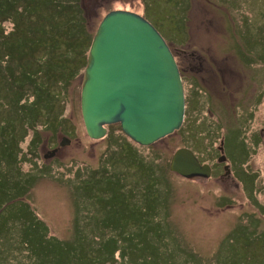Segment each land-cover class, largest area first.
<instances>
[{
	"label": "rangeland",
	"instance_id": "rangeland-1",
	"mask_svg": "<svg viewBox=\"0 0 264 264\" xmlns=\"http://www.w3.org/2000/svg\"><path fill=\"white\" fill-rule=\"evenodd\" d=\"M173 1L79 0L78 3L91 36L105 13L127 9L145 14L172 47L186 48L187 52L177 57L185 69L187 61L194 58L188 53L195 49H201L205 55L214 54L223 71L220 78L208 79L204 75L212 104L215 102L209 109L211 113L206 110L207 100L196 104L192 99L198 96L197 89L201 86L190 87L188 71L186 79L183 78L185 114L178 130L149 146L139 147L115 123L107 126L109 138L95 140L87 135L81 116V72L66 95L64 114L72 132L70 138L65 136L70 139L68 144L59 146L61 133L52 140L50 133L43 131L40 134L43 141L35 146L33 155L27 147L28 136L25 139L10 136L6 125L0 123V230L3 229L0 253L5 264H20L16 263L19 260L16 255L27 263L22 233L30 231L33 220L44 222L52 236L60 239L72 236L74 201L68 180L76 177L77 169L96 168L115 147L110 141L116 137H126L144 158H155L168 177L163 186L169 194L167 212L162 209L157 214L162 226L153 228L154 232L148 230L139 237L134 218L121 219L125 223L124 233L135 234L139 242L130 247L136 262L133 258L130 262L120 259L117 250L115 264L139 263L147 253L151 258L160 254L166 260L157 256L151 259L152 264H264V0H175L176 5ZM230 61L245 78L242 90L236 88L239 74L224 67ZM228 82L233 86L228 87ZM240 101L243 103L240 106H246L244 110L237 108ZM229 102L233 107H229ZM207 122L214 126L204 128ZM16 139L21 152L16 155L13 168L8 157L9 144ZM220 145L230 171L227 177L213 174L208 178H185L169 169V160L179 147L191 149L200 161L212 164ZM53 147H57L55 154L44 158ZM123 167L129 171L126 176L132 182L137 167L134 164ZM7 225L10 230L6 233ZM81 228L84 234L90 231L87 226ZM155 231H160V235ZM172 255L174 259L167 260Z\"/></svg>",
	"mask_w": 264,
	"mask_h": 264
},
{
	"label": "trees",
	"instance_id": "trees-1",
	"mask_svg": "<svg viewBox=\"0 0 264 264\" xmlns=\"http://www.w3.org/2000/svg\"><path fill=\"white\" fill-rule=\"evenodd\" d=\"M78 1L0 0V123L6 125L10 136L15 134L22 139L28 136L27 147L33 155L35 146L43 141L41 132H49L52 140L58 133L69 138L72 133L64 114L66 95L69 85L84 71L93 38L85 29ZM176 2L173 1L175 5ZM190 22L191 15L187 20L189 26ZM176 62L179 66L177 57ZM110 144L115 147L96 168L77 169L76 177L68 180L74 201L72 236L67 239L52 236L44 222L33 220L30 231L22 233L28 261L24 263L16 255L19 259L16 263L115 264L117 250L120 259L130 262L133 258L136 262L130 247L139 240L135 234L124 233L125 223L121 219L134 218L139 237L162 226L157 214L162 209L167 212L169 192L163 184L168 183V177L154 157L144 158L127 138L116 137ZM19 152L16 139L9 144L8 157L13 168ZM21 156L25 158L24 153ZM127 164L138 169V173H132V182L126 176L129 171L123 167ZM83 226L90 231L81 232ZM6 228L7 233L10 226ZM155 233L160 235V231ZM148 255L136 264H152L151 259L160 256ZM158 259L166 262L162 255ZM0 264H5L1 253Z\"/></svg>",
	"mask_w": 264,
	"mask_h": 264
},
{
	"label": "water",
	"instance_id": "water-1",
	"mask_svg": "<svg viewBox=\"0 0 264 264\" xmlns=\"http://www.w3.org/2000/svg\"><path fill=\"white\" fill-rule=\"evenodd\" d=\"M80 110L92 139L103 138L107 125L118 123L132 141L149 145L182 125L180 70L163 36L143 15L112 9L100 20L82 75ZM69 140L62 136L59 146ZM56 151L49 149L43 157ZM220 152L218 161H225L222 146ZM168 166L185 178L211 175L210 164L200 163L187 147L177 148Z\"/></svg>",
	"mask_w": 264,
	"mask_h": 264
},
{
	"label": "flooded vegetation",
	"instance_id": "flooded-vegetation-1",
	"mask_svg": "<svg viewBox=\"0 0 264 264\" xmlns=\"http://www.w3.org/2000/svg\"><path fill=\"white\" fill-rule=\"evenodd\" d=\"M80 1H82V0H80ZM86 1L87 0H83V2H86ZM188 55L189 56H193L194 58L193 59H189L187 61V62H189L188 65H187V69H185V67H182V65L179 64V69H180V72H181L182 80H183V78L186 79V77H185L186 72H188V71L191 72L190 81H191L192 84L190 85V87L192 88L194 86L195 88H197L198 86H201L200 87L201 89H197L198 90L197 91L198 96L197 95H195V96L193 95L194 98H192V99L194 100V102L196 101V104H198V103L199 104H203L204 101L207 100L209 102V104L206 105V110H207V112H210L209 109H212L213 104L215 102L212 104L211 94H210L207 86H205L206 82H205V76L204 75L206 74L208 79H209V77L211 79H212V77H219L220 78V74L222 75V71H223V69H222L223 65L221 63L218 64L219 59L214 58V54H210L209 53V54L205 55L204 52H202L201 49H195L194 52H190V53H188ZM233 60H235V59H233ZM224 67L230 73H238L237 67L234 66L231 63V61H230V64L228 66H224ZM234 67H236V68H234ZM195 73H197V74L195 75ZM238 74H239L238 80H240V81L236 85V88H241V90H242L245 87V78H244L243 74H241V73H238ZM226 85L228 87H231V86H233V83H229L228 82V84H226ZM203 88L205 89V91H204ZM232 91L233 90L230 91V95L232 94ZM199 92L202 94V96L199 94ZM237 101H238V98H237ZM238 104H239L238 105L239 107H237V108H239L241 110L245 109V107H246L245 105L244 106H240V105H243V103L241 101ZM228 105H229V107H233L232 102H229ZM211 118H212V114H211ZM207 126L209 128H212V126H214V124L211 125V124H208V122H207V123H205L204 128H206ZM220 146L216 147L217 153H216V156H215V162L212 163V164L210 163V167H211V175L210 176H213V174H215L216 177H227V176L230 175V171L227 172V174H225L226 171H225V167L224 166H226V162L225 161H218V158L221 156ZM227 168H228V166H227Z\"/></svg>",
	"mask_w": 264,
	"mask_h": 264
},
{
	"label": "bare ground",
	"instance_id": "bare-ground-1",
	"mask_svg": "<svg viewBox=\"0 0 264 264\" xmlns=\"http://www.w3.org/2000/svg\"><path fill=\"white\" fill-rule=\"evenodd\" d=\"M85 25H86V23H85ZM157 28V27H156ZM85 29H86V27H85ZM97 29V28H96ZM87 30V29H86ZM157 30H158V28H157ZM159 31V30H158ZM95 32H96V30H95ZM95 32H94V34H93V36L95 35ZM160 32V31H159ZM89 33V32H88ZM161 34V33H160ZM162 35V34H161ZM163 36V35H162ZM164 38V37H163ZM165 40V39H164ZM165 42L168 44V46H169V49H170V51H171V53H172V55L174 56V58H175V60H176V57H178L179 56V54L180 53H186V48L185 47H180V48H175V47H172L169 43H168V41L167 40H165ZM177 65H178V63H177ZM178 68H179V66H178ZM180 70V69H179ZM180 74H181V72H180ZM82 75H83V73H82ZM181 81H182V88H183V91H184V82H183V80H182V76H181ZM113 124H115V123H113ZM110 125H112V124H110ZM107 126H109V125H107ZM120 130L122 131V133L128 138V139H130L126 134H125V132L122 130V128H121V126H120ZM106 131H107V128H106ZM106 134H107V132H106ZM106 134H105V136H106ZM170 135V134H169ZM105 136H103V137H105ZM166 136H168V135H166ZM165 136V137H166ZM125 137V138H126ZM101 139V138H100ZM95 140H98V139H95ZM131 140V139H130ZM132 141V140H131ZM158 141V140H157ZM136 146H139V147H142V146H149V145H151V144H153V143H155V142H153V143H151V144H149V145H142V144H139V143H137V142H134V141H132ZM196 156V155H195ZM197 157V156H196ZM198 159V158H197ZM198 161L200 162V163H204V161H200L199 159H198Z\"/></svg>",
	"mask_w": 264,
	"mask_h": 264
}]
</instances>
